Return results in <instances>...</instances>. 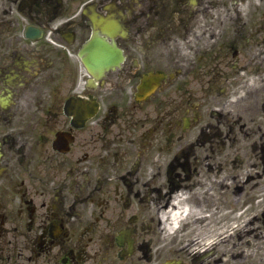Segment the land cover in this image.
<instances>
[{"label":"flooded vegetation","instance_id":"flooded-vegetation-1","mask_svg":"<svg viewBox=\"0 0 264 264\" xmlns=\"http://www.w3.org/2000/svg\"><path fill=\"white\" fill-rule=\"evenodd\" d=\"M30 1L31 40L12 14ZM92 15L124 54L93 84ZM242 97L263 142L264 0H0V264H264V204L228 246L178 202L213 141L244 135Z\"/></svg>","mask_w":264,"mask_h":264},{"label":"rangeland","instance_id":"rangeland-1","mask_svg":"<svg viewBox=\"0 0 264 264\" xmlns=\"http://www.w3.org/2000/svg\"><path fill=\"white\" fill-rule=\"evenodd\" d=\"M232 172H233V171H231L230 168H229V169L226 170L225 173H222V174L220 175V177H216L217 175L213 174V177H215V178H213V179H215V180L218 179L219 182H224V183H226V182L229 181V175H230ZM235 231H236L235 229H232V230L229 231V233L232 234V236H233L231 239H234Z\"/></svg>","mask_w":264,"mask_h":264},{"label":"bare ground","instance_id":"bare-ground-1","mask_svg":"<svg viewBox=\"0 0 264 264\" xmlns=\"http://www.w3.org/2000/svg\"><path fill=\"white\" fill-rule=\"evenodd\" d=\"M94 36H95L96 38H98L99 41L101 42V38H100L96 33L94 34Z\"/></svg>","mask_w":264,"mask_h":264}]
</instances>
